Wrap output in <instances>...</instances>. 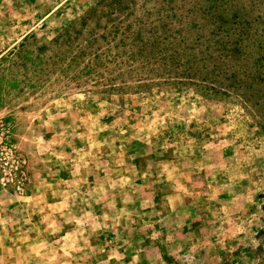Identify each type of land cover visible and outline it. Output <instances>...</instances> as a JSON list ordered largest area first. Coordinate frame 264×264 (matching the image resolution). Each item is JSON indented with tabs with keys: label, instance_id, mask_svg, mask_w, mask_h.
<instances>
[{
	"label": "rangeland",
	"instance_id": "rangeland-1",
	"mask_svg": "<svg viewBox=\"0 0 264 264\" xmlns=\"http://www.w3.org/2000/svg\"><path fill=\"white\" fill-rule=\"evenodd\" d=\"M0 264H264V0H0Z\"/></svg>",
	"mask_w": 264,
	"mask_h": 264
}]
</instances>
